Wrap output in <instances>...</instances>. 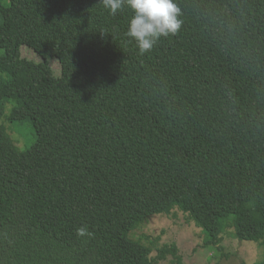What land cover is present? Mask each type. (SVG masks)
I'll return each mask as SVG.
<instances>
[{
    "label": "trees",
    "instance_id": "obj_1",
    "mask_svg": "<svg viewBox=\"0 0 264 264\" xmlns=\"http://www.w3.org/2000/svg\"><path fill=\"white\" fill-rule=\"evenodd\" d=\"M176 3L179 33L141 56L127 5L0 0V264H185L132 235L174 209L205 246L231 233L264 255V0Z\"/></svg>",
    "mask_w": 264,
    "mask_h": 264
},
{
    "label": "rangeland",
    "instance_id": "obj_2",
    "mask_svg": "<svg viewBox=\"0 0 264 264\" xmlns=\"http://www.w3.org/2000/svg\"><path fill=\"white\" fill-rule=\"evenodd\" d=\"M1 20V17H0ZM20 53L36 62L44 57L34 48L22 44ZM56 76H61L62 65L59 57L48 60ZM13 103L8 102L6 113L11 111ZM10 135L20 149L31 147L38 135L31 120L10 123L3 120ZM135 238L156 250L164 244L175 242L184 254L185 264H253L263 258V246L258 240H240L231 233H224L218 245H204V233L179 209L170 214L152 215L141 227L132 232ZM165 264H177L168 259Z\"/></svg>",
    "mask_w": 264,
    "mask_h": 264
},
{
    "label": "clouds",
    "instance_id": "obj_3",
    "mask_svg": "<svg viewBox=\"0 0 264 264\" xmlns=\"http://www.w3.org/2000/svg\"><path fill=\"white\" fill-rule=\"evenodd\" d=\"M115 16L125 5L134 15L126 36L135 42L138 54L150 53L161 38L176 36L182 26L181 9L176 0H100ZM83 234V230H79Z\"/></svg>",
    "mask_w": 264,
    "mask_h": 264
}]
</instances>
